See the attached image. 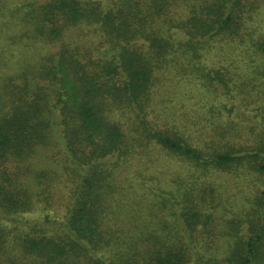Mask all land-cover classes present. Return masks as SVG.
I'll use <instances>...</instances> for the list:
<instances>
[{
	"label": "trees",
	"instance_id": "16d2710c",
	"mask_svg": "<svg viewBox=\"0 0 264 264\" xmlns=\"http://www.w3.org/2000/svg\"><path fill=\"white\" fill-rule=\"evenodd\" d=\"M260 4L264 0H32L29 11L7 14L13 33L1 37L0 46L16 47L9 55L0 52V100L8 99L0 108V264H190L200 222L219 227L225 243L223 256L221 247L202 246L197 264H264V190L230 223L205 212L197 199L207 189L225 196V189L212 187V174L264 172V125L249 146L225 134L217 139L202 124L204 100L233 91L254 96L264 86V36L249 23ZM19 15L28 24L22 27ZM222 39L243 44L240 72L208 64L212 43ZM56 82L73 85L72 107L61 84L55 101L39 96L37 89L42 94ZM172 86L197 96L201 110L193 122L156 114L154 106ZM59 122L65 125L57 149L64 163L60 168L54 158L47 169L50 154L43 148ZM189 125H201V134ZM161 153L192 168L189 187L180 175L166 194L158 190L172 203L179 242L161 240L157 230L117 229L111 216L120 166L136 163L134 177H141L146 167L140 163ZM70 177V202L58 227L22 220L38 205L43 184ZM187 236L190 242H183Z\"/></svg>",
	"mask_w": 264,
	"mask_h": 264
},
{
	"label": "rangeland",
	"instance_id": "374dc122",
	"mask_svg": "<svg viewBox=\"0 0 264 264\" xmlns=\"http://www.w3.org/2000/svg\"><path fill=\"white\" fill-rule=\"evenodd\" d=\"M31 1L32 0H0V38L7 37L13 33L10 32V30H13L12 22H8L6 18L7 14L9 15L12 10H19V8H24L29 11L31 8L29 6L27 7L26 4ZM17 18L21 26L22 24L24 26L25 23L28 24L25 19H20L21 15L17 16ZM249 23L255 35L264 36V4H260L253 10L252 18ZM212 44L213 50L207 56L208 64L218 68H224L225 66L232 70L234 67H237L239 71L240 67L238 66L243 65L240 61V52L244 48L243 44L238 43V41L232 42L228 39H222ZM47 45L48 48H53L52 50L59 51L60 49V45ZM15 47V43L8 45L6 42L2 47L0 46V52L1 54L4 52L9 55L13 49L15 50ZM2 59L3 56H0V62ZM33 64L35 65L34 67H37L41 63L39 64L38 62ZM61 75H64V70L60 71L58 74L59 77ZM60 84L62 85L61 82H56L49 91L42 92V94L38 89L37 92L39 96L45 97L49 95L51 100L55 101L58 95L54 88L59 87ZM73 89V85L69 83H64V88L62 85V90L64 91L62 97H64L65 103L71 107L72 105L69 100L75 97ZM238 89H244L240 82ZM257 89L258 87L256 90ZM258 90V95L254 96L245 97L243 94L233 91V95L221 92L204 100L203 102L206 103L205 111L208 110V112L202 124H204L210 133H212V136L217 139L222 138V134H225L228 138L240 142L241 145L247 144L249 146H254L258 138L256 131H260L261 127L264 125V115L262 114L264 111L261 108L262 112H260L258 108L264 106V86L260 87ZM162 96L164 100L161 103H156V106H154L156 114L161 120L169 119L171 122L177 123L178 121L176 118H182L183 115H186V117H189L191 122H193V113L196 114L201 110L198 104L194 103L195 101L199 102V100L197 96L193 97V90L183 88L182 91H179L177 87L175 89V87L172 86L169 88L168 93H162ZM255 97L259 98V104L255 101ZM1 98L0 108H4L7 106L8 99L5 96ZM159 99L160 97L158 100ZM211 105L213 106V110L211 109V111H209ZM162 107L168 110L167 113L170 114L168 118H165L166 111H163L162 114L160 113ZM218 107H221L222 111L218 110ZM56 112L59 118V114L61 113L60 109L56 110ZM169 117H175V119ZM182 120L185 121V119H181V121ZM200 127L201 125H189L186 128L194 134H201ZM64 129L65 125L60 122L59 125L52 128V135L48 141H46L50 144L43 148L45 152H49L50 155L48 158H52V160L49 159L50 161H47L48 165L44 168H53L52 163L54 158H59V167L62 168L64 161L61 159V156L63 153L57 149L60 147L59 138L64 135ZM151 158L152 160L147 162V164L140 163L146 167L141 177H134L136 174L135 168H137L136 163L132 164V162H129L130 165L126 162L120 166V179L118 180L119 189H114L111 194L114 210V213L111 214V216L114 217L113 224L117 229L124 228L133 231L140 229L145 232L157 230V235L161 236V240L170 243L179 242L183 237L180 236V231H177L179 223L176 222L173 216L172 203L164 200L160 196L161 194L158 190L164 192L166 189L175 186V180L180 175L186 178V180H183L189 187L192 184V180H188L190 177L189 172L192 168L178 162L176 158H169L162 153L159 156H151ZM55 178L57 179L58 177L55 176ZM208 178L212 179L214 182L211 184L212 187H221L222 190L225 189V196L222 198L215 196V192L211 194L207 189L205 192H201L197 199L199 198L198 201L202 202L205 212L216 215L219 221L225 218L228 220V223L240 216L241 209L239 208L243 203L247 202V205L251 204L250 198L256 193H260L264 190V172L255 173L247 178L244 176L235 178L228 174L223 175V173L212 174L208 176ZM66 179L67 178H63L61 181L54 182L55 186H50L47 183V186L43 184L41 186L43 190L40 189V193L35 198L38 205L35 210L24 214L22 220L24 222H29V224L36 223L45 226L49 224V227H58L66 218L70 202V190L74 185L71 177ZM193 182H195L194 178ZM205 186L206 185L203 183L200 189L202 190ZM122 219H124V223L121 222ZM8 223L10 224V222ZM192 234L194 255L190 264H197L196 251H203L202 246L205 245L212 247L210 250L211 252H214L216 247H221L220 256L224 255L223 243H225V240L221 236L222 232L219 227L200 222L197 229L194 233L192 232ZM188 239L190 242L191 237L189 238V236L182 239V241H188ZM207 253L210 254L208 251Z\"/></svg>",
	"mask_w": 264,
	"mask_h": 264
}]
</instances>
